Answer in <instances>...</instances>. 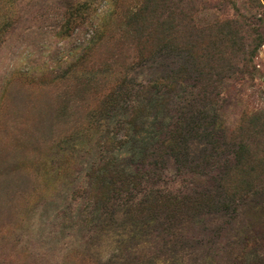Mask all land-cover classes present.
<instances>
[{"label": "rangeland", "instance_id": "1", "mask_svg": "<svg viewBox=\"0 0 264 264\" xmlns=\"http://www.w3.org/2000/svg\"><path fill=\"white\" fill-rule=\"evenodd\" d=\"M65 1L0 0V264H92L107 258L117 261V255H140L136 264H167L163 258L148 260L163 253L181 264L264 262V0H203L181 10L170 3L163 15L157 11L160 31H167L177 17H186L192 41L197 38L202 51L214 58L208 76L217 85L212 90L215 103L199 97L194 72H189L184 87L176 88L194 105L187 115L197 108L212 113L221 107L232 140L226 148H217L199 174L206 194L217 193L218 207L204 206L197 221L181 215L170 230L159 222L150 234H125L123 239L117 235L123 225L133 229L128 216L117 214L106 229L92 230L73 216L80 202L71 198L74 190L59 191L46 178L64 140L89 138L90 129H95L87 123L89 115L99 113L101 105L94 109L98 102L92 98L86 109L59 113L55 107L67 98L72 107L90 93H107L111 86L115 89L116 80L145 84L164 71L189 69L191 64L178 54L139 63L131 16L143 2L152 17L156 0H70L87 5L94 21L104 15L107 21L99 42L83 56L76 47L86 44L89 32L64 34ZM154 24L147 22L149 28ZM114 60L118 65H111ZM131 62L139 64L126 68ZM109 67L120 74L103 75V86L84 88L83 79ZM47 113L52 116L41 125ZM201 139L188 140L191 159L205 154L208 145ZM235 154L244 161L232 174V187L242 195L234 210L235 202L225 192L228 179H221L235 164ZM164 163L161 188L181 195L197 187L187 167L171 156ZM247 239L253 246L242 253Z\"/></svg>", "mask_w": 264, "mask_h": 264}, {"label": "trees", "instance_id": "2", "mask_svg": "<svg viewBox=\"0 0 264 264\" xmlns=\"http://www.w3.org/2000/svg\"><path fill=\"white\" fill-rule=\"evenodd\" d=\"M202 2L203 0H156L152 17L148 16V8L143 9L145 4L142 2L133 12L130 21L133 35L139 42L140 49L136 50L139 63L153 57H171L178 54L180 59L183 58V61L191 64L189 69L186 67L169 69L145 84H138L132 79L116 80L115 89L111 86L107 93H90L89 97L79 99L80 104L77 102L72 107L69 102L71 98H67L60 100L55 107L59 113L66 110L75 111L81 107L86 109L90 106L92 98L95 99L94 102H98L94 109L101 105L99 113H95L94 110V113L89 115L90 121L87 123L91 122L95 127L90 129L93 132L88 135L89 138L75 137L64 140L63 148H59L61 155H55L56 161L49 166L46 177L51 185L59 188V191L74 190L71 198L80 202L73 216L84 226H90L92 230L106 229L104 226L113 222L114 216L120 214L128 216V221L133 226V229H128L123 225L122 231L117 234L121 239L125 234L131 233L133 237L145 236L155 230L159 222L166 226L163 229L170 230L174 226L173 221L181 215L197 221L204 206H219L220 199H217V193L206 194L204 179L199 174L210 165L217 148H226L232 140V134L223 118L224 111L221 107H217L212 113L197 108L188 116L189 108H194V105L187 101L186 93H177L176 90L177 87H184L189 72H194L197 74V84L194 86L199 87L201 91L199 97L203 100L208 99L211 104L215 103L217 94L212 93V90L217 85L210 83L208 76L209 64L214 58L202 51L204 48L199 47L197 38L192 41L194 34L185 23L186 17H177V22L167 31H160V26L156 24L157 11L163 15L162 10H169L170 3L175 9L181 10L188 6L192 9L195 4ZM64 3L62 13L64 34L89 32L86 44L76 47L83 51L81 54L83 56L99 42L100 35L106 27L105 15L101 16L99 21L96 19L94 21L93 13L90 14L87 5L73 4L70 0ZM149 20L155 22L151 28L147 26ZM117 53L123 57V51ZM139 63H128L126 68ZM111 65L116 66L118 63L114 60ZM120 72L118 68L110 67L96 70L92 76L82 80L84 88H95L93 84L103 86L101 83L103 79L112 73L118 75ZM103 75L106 77L102 78ZM69 114L68 117L71 116V113ZM42 116L41 125L47 123V116L49 118L52 115L47 113ZM199 137L203 138L201 142L208 147L202 149L205 153L202 158L199 154L191 159L188 140ZM169 156L187 167L194 175L193 180L197 187L190 193L173 195L159 186L164 162ZM243 159L235 154V164L229 165L224 173L225 177H221V180L228 179L225 192L230 196L229 201L235 202L234 210L236 200L242 199V195H238L235 187L234 189L232 187V174ZM81 174L83 180L78 187L77 182L81 180ZM211 178L216 183V178ZM217 186H220L218 182ZM230 204L231 202L225 203L226 206ZM108 218L110 222L106 224ZM252 246V242L247 239L242 253H246ZM123 257L117 255L116 258H119L117 261L107 258L94 261L92 264H136L140 255L128 256L126 259ZM161 258L168 262L167 264H181L179 259L164 253L152 255L147 259L155 262ZM250 260L248 259L246 264H256Z\"/></svg>", "mask_w": 264, "mask_h": 264}]
</instances>
